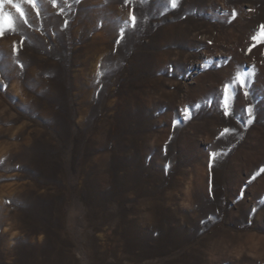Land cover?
Wrapping results in <instances>:
<instances>
[{
    "label": "rangeland",
    "instance_id": "obj_1",
    "mask_svg": "<svg viewBox=\"0 0 264 264\" xmlns=\"http://www.w3.org/2000/svg\"><path fill=\"white\" fill-rule=\"evenodd\" d=\"M261 25L264 0H0V264H264Z\"/></svg>",
    "mask_w": 264,
    "mask_h": 264
},
{
    "label": "snow or ice",
    "instance_id": "obj_2",
    "mask_svg": "<svg viewBox=\"0 0 264 264\" xmlns=\"http://www.w3.org/2000/svg\"><path fill=\"white\" fill-rule=\"evenodd\" d=\"M9 2H10V0H9ZM29 2H31V0H29ZM172 6L173 7L176 6V0H172ZM17 11L20 12L21 16H23V12L19 8H17ZM133 22H135V18L134 17H133ZM260 30H261V34L264 35V25L260 26ZM0 35H3V30L2 29H0ZM252 39L256 40L257 37L253 36ZM237 81L239 83V87L243 88V87L246 86V81L244 79H242L239 76V74L237 75L236 79L232 83H236ZM229 89H230L229 84H225V86H224V101H225V105H224L225 106V112H224V115L225 116L229 115L228 110H227V108H228L227 101L229 99V96H228ZM247 95H248V93L245 92V96H247ZM184 116H185V119L188 118V110L187 109L184 110ZM249 123H251V120H249ZM228 131H229L228 129L224 130V132H228ZM221 135H223V133ZM262 171H264V169H262Z\"/></svg>",
    "mask_w": 264,
    "mask_h": 264
}]
</instances>
